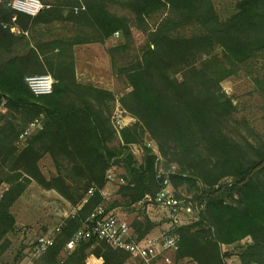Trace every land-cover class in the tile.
Returning <instances> with one entry per match:
<instances>
[{"label": "trees", "instance_id": "1", "mask_svg": "<svg viewBox=\"0 0 264 264\" xmlns=\"http://www.w3.org/2000/svg\"><path fill=\"white\" fill-rule=\"evenodd\" d=\"M11 1L0 4V53L8 55L0 60V100H6L0 113V264L17 224L11 208L32 181L73 206L95 190L36 264H87L89 256L101 264H125L130 255L99 241L88 218L103 206L101 191L115 166L124 169L126 184L118 194L126 205L159 192L158 157L146 146L138 162L130 150L145 133L161 156L178 167L172 185L188 187L195 205L203 206L197 221L177 229L176 260L264 264V143L229 136L235 106L222 89L224 81L264 56V0H236L225 14L214 0H43L50 7L36 17L14 11ZM157 16L160 20L151 24ZM54 22L72 24L74 34L40 41L38 29H26ZM134 26L145 38L136 55ZM26 32L33 34L35 45L28 43L27 51L20 52ZM116 32L121 43L108 53L130 87L119 98L79 83L74 54L75 47L105 44ZM46 74L56 81L53 92L36 96L26 78ZM117 98L136 120L120 131L118 145L111 124ZM47 155L56 169L50 179L39 166ZM226 178L231 183L221 184ZM117 206L104 208L108 213ZM144 220V225H131L138 240L155 226ZM80 230L85 238L66 251ZM246 240L236 252L224 249Z\"/></svg>", "mask_w": 264, "mask_h": 264}, {"label": "rangeland", "instance_id": "2", "mask_svg": "<svg viewBox=\"0 0 264 264\" xmlns=\"http://www.w3.org/2000/svg\"><path fill=\"white\" fill-rule=\"evenodd\" d=\"M45 8H49L40 0ZM48 1V0H46ZM52 1V0H49ZM48 1V2H49ZM217 9L221 14H225L232 10L236 0H214ZM113 13L116 9L111 10ZM119 14V13H118ZM161 17L157 16L151 21V24L159 21ZM4 27H7L5 25ZM26 29H38L40 35L39 39L51 40L53 37L70 36L74 34L75 29L72 24L67 22H54L48 25H33L29 24ZM134 32V51L133 55L139 53L141 46L145 42L143 34L136 30L135 26L132 28ZM15 34H19L18 29L11 28ZM121 37V35H120ZM114 36L105 44L93 43L84 44L75 47V72L79 83L90 85L93 87L105 89L113 92L118 98L130 91V87L126 80L118 75L117 69L113 68V64L108 53V50L117 47L121 43V38ZM25 42L19 46V51H27L28 43L31 46L35 45L33 41V34L31 32L25 33ZM8 55L0 53V60H6ZM119 65L124 60L118 59ZM223 92L232 99L235 106V112L232 116L230 127L228 129L229 136L235 141L245 143H253L255 145L264 143V56L253 61L250 65L245 67L236 76H232L222 83ZM113 104V112L111 115V124L117 133L118 139L115 144L121 142L120 131L116 130L113 125V116L117 109H122L119 99ZM123 110V109H122ZM125 113V112H124ZM125 115H128L125 113ZM131 117V116H130ZM136 120H127V125L132 127ZM35 130L30 131V134ZM157 158V170L168 172L173 167H176V174L179 171L174 164H169L168 161L161 156L157 144L151 137L145 133L140 143L130 146V150L136 157L138 162H141L143 157V150L148 144ZM20 146H24V142L20 141ZM39 166L47 179L56 175L54 163L49 155L45 156L39 163ZM113 172V179H108L107 184L101 191L104 197L103 207L109 209L112 205L118 206L113 211L117 216L126 220L130 225L136 222H143L148 219L155 226L147 235L158 234L159 231L167 227V215L155 207H141L139 204L128 206L120 198L118 192L121 185L126 183L121 182L120 179L124 175V169L121 166H115L111 169ZM231 183L228 178L221 181V184ZM176 195H180L188 203H191L194 209V216L190 219H184V226L190 225L198 220L199 213L203 206H196L193 199V192L186 186L175 188ZM86 196V195H85ZM85 198V197H84ZM83 205V200L78 206L71 205L66 199L53 190L42 189L35 181H32L28 186L22 197L12 206L11 212L14 214L16 221H18L14 232L9 234L8 240L10 247L2 256V264H36L41 258L36 257L35 242L42 235L52 232L59 225L64 226L65 221L76 214L77 210ZM133 228V226H131ZM134 230V229H133ZM143 231H145L143 229ZM249 241H243L235 246L224 247L226 251L236 252L241 246ZM64 254V253H63ZM177 252H170L164 254L153 264H196L195 262L185 259L176 260ZM94 256H89L87 264H94L92 261ZM125 264H135L130 258Z\"/></svg>", "mask_w": 264, "mask_h": 264}, {"label": "built area", "instance_id": "3", "mask_svg": "<svg viewBox=\"0 0 264 264\" xmlns=\"http://www.w3.org/2000/svg\"><path fill=\"white\" fill-rule=\"evenodd\" d=\"M4 0H0V4ZM9 6L16 12L36 17L45 6L40 0H12ZM115 38L120 37V33L114 34ZM26 82L36 96H47L52 94L56 81L49 74L30 76L26 78ZM6 100H0V113L5 111ZM122 109H117L113 116V125L116 130L121 131L127 127V120L133 118L125 115ZM24 134L21 139H25ZM149 143L147 147H151ZM176 175V167L168 172L159 169L157 171V179L161 188L155 195H146L138 204L141 207H155L167 215V227L159 231L158 234H152L142 240L136 239L130 223L117 216L113 211L106 212L103 206L97 207L89 216L88 222L92 223L91 233L96 238L104 242L114 249L127 252L130 260L135 264H153L156 260L166 253L177 252L179 249L180 236L177 229L184 226L183 220L188 217L193 218L194 209L191 203L185 199L178 197L173 189L171 177ZM113 172L108 173V179H113ZM124 182L123 179H120ZM95 190L89 189L83 199V204L93 197ZM63 226L59 225L52 232L42 235L35 242L36 257L44 255L51 248L61 233ZM85 238V231L80 230L67 242L65 250L73 251ZM227 264H240L235 259H230Z\"/></svg>", "mask_w": 264, "mask_h": 264}, {"label": "crops", "instance_id": "4", "mask_svg": "<svg viewBox=\"0 0 264 264\" xmlns=\"http://www.w3.org/2000/svg\"><path fill=\"white\" fill-rule=\"evenodd\" d=\"M13 29H19V28H17V27H12ZM17 223H18V221H16ZM17 225V224H16ZM92 261H94V264H101V261L100 260H98V259H96L95 257L93 258V260Z\"/></svg>", "mask_w": 264, "mask_h": 264}]
</instances>
